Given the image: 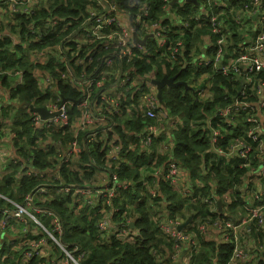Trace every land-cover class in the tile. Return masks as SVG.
Segmentation results:
<instances>
[{
  "label": "built area",
  "instance_id": "2783aa9c",
  "mask_svg": "<svg viewBox=\"0 0 264 264\" xmlns=\"http://www.w3.org/2000/svg\"><path fill=\"white\" fill-rule=\"evenodd\" d=\"M54 3L55 0H0V41L10 39L12 44L7 48L16 61L12 67L0 64V79L12 81L13 87L21 84L23 70L17 60L22 58L35 63L33 77L39 88L43 92L54 91L55 77L46 69L49 62H54L59 79L80 85L82 92L76 101H62L64 98L59 95L50 97L42 108L53 116L46 119L26 106L32 113L31 126L43 131L34 138L32 150L54 152L47 158L51 166L34 167L31 157L27 167L20 168L31 172L24 176L18 172L15 180L25 176L45 179L57 184V195L68 197V206H74L76 214L84 208L87 215L100 211L95 221L99 244L108 241L112 234L128 243L139 235L132 206L126 205L121 214L122 227L117 229L112 223L113 214L119 211L113 201L122 203L126 199L120 192L135 185L133 180L118 178L120 164L139 173L138 182L151 197H156L161 178L173 192L187 196L189 186L182 180L188 174L170 158L172 142H162L149 165L133 166L126 158L130 153L148 155L153 139L158 138L155 120L167 118L151 82L155 75L147 72L142 77L133 76V61L147 56L146 46L150 43L157 59L170 67L190 63L205 68L209 79L220 76L237 91L235 95L226 91L230 100L214 107L201 121V128L210 159L233 171L240 170L242 175L246 172L240 178L243 192L250 193V201L244 194L246 212L238 224L234 217L227 216L198 218L189 224L191 217L183 219L170 216L166 208L160 210L151 221L168 248H152V255L159 264L167 258L171 264H191L198 253L199 232L204 241L230 246L225 264H264V0H88L69 18L55 13ZM63 7H67L66 2ZM35 13L40 14L37 25L30 24L25 39L19 41L20 19ZM134 33L139 40L146 38L145 43L135 42ZM41 37L42 45L35 46L34 41ZM184 53L190 59L179 60ZM211 86L209 82L207 87ZM0 88L8 97L9 90L2 87L1 81ZM207 94L211 101V90L200 91L206 100ZM71 107L76 112L70 120ZM136 116L142 125L135 135L137 141L124 144L115 131L119 126L115 119L131 122ZM8 119L3 118L0 108V140L4 124H10ZM54 132L59 133L57 140L52 138ZM66 132L72 139L63 147L60 137ZM11 135L15 137L14 132ZM92 147L101 154L102 165L88 153ZM3 150L0 145V158ZM82 153H87V161H81ZM159 155L169 157L164 167L157 165ZM63 172H77L80 178L84 172L93 175L88 181L65 184ZM197 186L202 183L197 181ZM51 191L50 185L41 182L24 194L20 203L0 195V234L9 233L7 240L11 241V249L20 254V264L32 258H45L49 264H80L84 257L83 251L74 254L77 247L69 250L60 242V218L41 206L53 198ZM218 200L213 189L210 195L201 197L211 210ZM187 219L188 224L181 227ZM251 229L259 234L250 236ZM54 246L59 248L60 260L55 258Z\"/></svg>",
  "mask_w": 264,
  "mask_h": 264
},
{
  "label": "trees",
  "instance_id": "16d2710c",
  "mask_svg": "<svg viewBox=\"0 0 264 264\" xmlns=\"http://www.w3.org/2000/svg\"><path fill=\"white\" fill-rule=\"evenodd\" d=\"M67 3V7H63V3ZM88 0H55L54 6L56 7L55 13L66 18L72 17L79 10H81ZM52 8V7H51ZM46 13L43 12L42 15ZM40 14L31 15L28 19L22 17L20 19V40L25 39V31L28 26H36L38 21L37 17ZM157 15H150V17H156ZM12 44L9 38H3V42L0 41V64L6 68L15 65V59L7 48ZM5 47V49H2ZM147 56L141 60L136 59L132 63L133 76H144L147 72L151 75H155L154 80H160L164 75L167 77L178 76V81L186 82L190 89H185L182 86L175 88H162V100L164 102V108L167 116L172 117L176 123L178 118L179 122L170 132V139L173 147L170 150V158L175 161L180 167L187 172L188 177V193L187 196L175 194L169 188L168 184L161 178L158 183V193L156 197H151L146 187L138 182L139 173L130 169L126 164H120L118 170V178L133 180L135 182L134 187L127 188L120 192L121 196L126 200L122 203L116 199L113 201L115 207L119 209L117 213L112 216V223L118 229L124 225V220L121 214L126 210L125 206L133 207L131 211L137 216L135 218L134 227L138 230L137 235L133 242L128 243L112 234L108 241L99 244L96 242L98 238V231L95 227V221L99 217L100 211H90L89 216L86 214L87 210H81L79 213H75L73 206H68V197H60L58 200L54 198L56 185L55 183H47L52 189L51 193L53 198L41 204L43 208H49L53 211L62 222V233L58 235L60 242L65 245L69 250H73L77 247L74 254L81 251L84 252L80 264H159L155 257L151 253L152 248H158L165 246L168 248V243L161 236L158 227L153 224L151 218L160 212V208H166L169 215H178L185 219L191 217V221L200 218L205 220L206 217H236L237 214L241 216L245 212V201L243 192V181L240 176L242 171H233L227 165H222L221 162L214 164V161L210 159V154L207 152V141L203 135L201 128V121L204 117L216 107L225 104L230 100V97L226 95V91L232 94H237V91L231 88V85L222 77L214 76L209 79V72L205 68L196 67L193 64H186L184 67L176 65L170 67L168 63L158 60L154 47L148 43L146 46ZM190 59L187 53H184L179 57V60ZM18 65L23 70L22 83L13 87L11 82L5 78H1V85L3 88L9 90L8 98L13 104L0 105L3 118L9 117L8 108H14L16 112H20L14 117H9L10 131L15 133L13 139L14 149L18 153V156L23 159V162L16 160L11 165V172L0 176V195L7 196L17 203H20L22 197L26 193H30L41 182L35 177L25 176L20 181L15 180V176L20 172V168L27 167L30 158L32 157L31 164L34 167L51 166L47 158L53 156V149H35L34 138L41 136L43 131L34 129L31 126L30 120H28L25 111H21L22 107H19L21 103H29L33 107H42L46 99L61 96L64 99L74 100L80 98L81 91L71 87L68 83L59 79L58 73L55 70L57 66L54 62H49L46 69L50 70L55 77L54 91L43 92L33 77V70L36 68L35 63H29L24 59H19ZM3 62V64H2ZM73 69L72 65L70 64ZM61 70L63 66H58ZM93 68V65H92ZM207 76V77H206ZM211 82L212 86L207 87V84ZM204 83V84H203ZM154 85V84H153ZM155 86V85H154ZM156 87V86H155ZM204 89L205 92L211 90L213 92L211 101L206 100L200 96V91ZM157 90V89H156ZM16 99V101H14ZM28 107V106H27ZM23 106V108H27ZM76 110L71 107L69 110L70 120L74 116ZM117 121V118L115 119ZM118 127L115 128L121 141L126 143L125 134L130 133V139L135 140V135L138 133L142 125L140 123L139 116H136L131 122L127 120H120ZM33 131V132H31ZM35 133V134H33ZM24 137V138H23ZM82 134H79L77 139L80 140ZM53 140L59 138V133L54 132L52 134ZM61 144L64 147L66 142L72 139L69 132H66L64 136H61ZM164 136L162 132L157 139H153L149 149L151 152L148 155L137 156L135 153H130L126 156L127 160L131 162L133 166L149 165L152 161L157 148L163 142ZM19 142H22L19 144ZM91 156L95 157L94 160L99 165H102L101 154L96 148H90L88 152ZM33 154V155H32ZM168 156L159 155L157 159V165L165 166L168 161ZM89 157L87 153L81 154V161H87ZM93 173L84 172L82 178H80L77 172L61 174V178L65 184L80 183L81 181H88ZM246 172L241 176H245ZM147 181H149L147 179ZM197 181L202 183V186H197ZM263 184H264V180ZM144 190L143 196L138 195L141 190ZM213 189L215 195L221 200L220 205L215 203L216 211L208 209L205 203L201 202V197L210 195ZM228 194L226 200L224 196ZM225 199V200H224ZM130 201V202H129ZM159 201H163L161 203ZM129 202V203H128ZM264 202V200L262 201ZM164 204V205H163ZM166 204V205H165ZM259 205L261 203H254ZM158 207L157 211L154 209ZM44 222H47L46 218H42ZM241 219V218H240ZM240 219H236L235 223L238 224ZM238 220V221H237ZM250 236H256L259 232L250 230ZM199 243L198 253L194 256L191 264H225L228 260L231 248L224 243L211 241H204V235L198 232ZM213 241V242H212ZM9 240H4L0 244V264H20L17 259L20 254L14 252L11 247L12 244ZM54 252L59 253V248L54 246ZM45 258H32L27 260L24 264H49L46 263ZM61 259V256L58 257ZM164 264H171V261L167 258Z\"/></svg>",
  "mask_w": 264,
  "mask_h": 264
},
{
  "label": "crops",
  "instance_id": "0c3cea01",
  "mask_svg": "<svg viewBox=\"0 0 264 264\" xmlns=\"http://www.w3.org/2000/svg\"><path fill=\"white\" fill-rule=\"evenodd\" d=\"M206 97H207V100H210V98L208 97V94L206 95ZM202 98H204V97H202ZM11 103H14V102H11L9 98L7 99V101L0 100V105H3V106L11 104ZM178 122H179V120L177 118L176 123H178ZM176 123H175L174 119L172 117H170L169 115L167 116V118L159 117L157 120H155L154 124L158 128V137H159V134L162 132V135L165 138V139H163V143L172 142L171 139H170V132L176 126ZM10 124H4V131L1 134V140H0V145H1V147L3 149L5 147H9V154L7 155L6 151L3 150V155L1 157L5 156V155H7V156H6V158L0 159V161H4L5 160L6 162H8V164L10 166V170H5L6 167H3V168L0 167V172H1L0 176H2L4 174H7V173H10L11 169H12L11 165H13V163H15V161L17 159L20 160L21 162H23V159L18 156V153L14 149L15 147H14V144H13V139L15 137H13L11 135V132H13V131H10L9 127L7 128V126H9ZM124 135L127 138L126 142H135V141H137V140H131L130 139V135H131L130 133H128V134L124 133ZM26 172L30 173L31 169H29V168L26 169V170L20 169V173L22 174V176H24ZM140 177L141 176L139 175V178ZM143 177H145V176H143ZM182 181L186 185V187H188V179H187V177L184 176ZM81 210H85V208L81 209ZM3 236H5V237H3ZM8 237H9V233H7L5 235L4 234H0V244L4 240H7Z\"/></svg>",
  "mask_w": 264,
  "mask_h": 264
},
{
  "label": "water",
  "instance_id": "95a60500",
  "mask_svg": "<svg viewBox=\"0 0 264 264\" xmlns=\"http://www.w3.org/2000/svg\"><path fill=\"white\" fill-rule=\"evenodd\" d=\"M194 0H191V2H193ZM189 2V1H187ZM251 18H254V16H252ZM133 40L135 42H138V43H141V44H144L145 43V40L146 38L142 39V40H139L137 38V35L136 33L133 34ZM177 75L176 76H172V77H167L166 75H164L160 80H152L151 82L156 86V89H157V99L159 101V104L164 107V102L162 100V88L164 87H167V88H175L177 86H182L184 87L185 89H190V86L186 83V82H183V81H178L177 80ZM62 101H65V99H63ZM23 106H28L31 111L33 112H36L38 114L41 115V118L42 119H46L48 117H51L53 115L51 114H48L44 108L42 107H33V105L29 104V103H21V105H19V107H23ZM221 203V200H218L217 201V204L220 205ZM190 219H187L181 227H184L188 224ZM131 228H133V224L130 225Z\"/></svg>",
  "mask_w": 264,
  "mask_h": 264
},
{
  "label": "rangeland",
  "instance_id": "374dc122",
  "mask_svg": "<svg viewBox=\"0 0 264 264\" xmlns=\"http://www.w3.org/2000/svg\"><path fill=\"white\" fill-rule=\"evenodd\" d=\"M64 0H62V2H63ZM34 45L35 46H40V45H42V37H41V39L40 40H36V41H34ZM71 87H73V88H75V89H77V90H79L81 87H80V85H78V84H76V83H74V82H67ZM4 93V89H2V88H0V100H4V101H7V99H8V97H7V95H4L3 94ZM14 101H16V99L14 100ZM48 101V99H46L45 100V102H44V104L46 103ZM13 104V103H12ZM8 111L10 112V115H11V117H14L15 115H17L20 111L18 110L17 112H16V110L14 109V108H8ZM21 111H25V113L24 114H26V116H27V118H28V120H30L31 119V117H32V113L27 109V108H21ZM121 118H118L117 119V121L119 122V120H120ZM9 126H7V128H8ZM6 128V129H7ZM31 132H33V131H31ZM20 143H22V142H19V144ZM4 150L6 151V153H7V155L9 154V147H5L4 148ZM7 155H5V156H3V157H1L0 159H3V158H6V156ZM93 157V156H92ZM93 158H95V157H93ZM96 162H98L99 163V161H97L96 160ZM0 167L1 168H3V167H6L5 168V170H10V166H9V164H8V162H6L5 160L4 161H0ZM1 173V172H0ZM40 182H46V180L45 179H38ZM141 190V189H140ZM173 193H175V192H173ZM245 194H246V198L247 199H249V201H250V193L248 192H244ZM176 194V193H175ZM138 195H140V196H143V195H145L144 194V190H141L139 193H138ZM177 195V194H176ZM54 198H57L58 200L60 199V196L59 195H57V193L55 192L54 193ZM224 198H229L228 197V194H226L225 196H224ZM225 200V199H224ZM226 200H228V199H226ZM249 204H252V203H249ZM128 205V204H127ZM158 210V207H156L155 209H154V211H157ZM160 210H162V208H160ZM246 212V211H245ZM245 212L241 215V216H239V214H237V216L235 217V219H240V218H242V217H244L245 216ZM241 227H239V229H240ZM58 257H59V254L58 253H56L55 254V258L56 259H58Z\"/></svg>",
  "mask_w": 264,
  "mask_h": 264
}]
</instances>
